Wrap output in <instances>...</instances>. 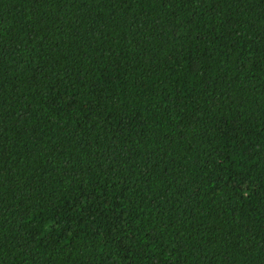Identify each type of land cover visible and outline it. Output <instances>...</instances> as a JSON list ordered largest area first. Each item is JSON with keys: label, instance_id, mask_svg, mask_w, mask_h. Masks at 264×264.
<instances>
[{"label": "trees", "instance_id": "16d2710c", "mask_svg": "<svg viewBox=\"0 0 264 264\" xmlns=\"http://www.w3.org/2000/svg\"><path fill=\"white\" fill-rule=\"evenodd\" d=\"M0 264H264V0H0Z\"/></svg>", "mask_w": 264, "mask_h": 264}]
</instances>
